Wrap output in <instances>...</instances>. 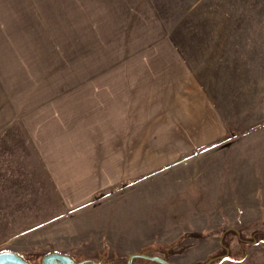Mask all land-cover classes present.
<instances>
[{
	"label": "rangeland",
	"instance_id": "374dc122",
	"mask_svg": "<svg viewBox=\"0 0 264 264\" xmlns=\"http://www.w3.org/2000/svg\"><path fill=\"white\" fill-rule=\"evenodd\" d=\"M178 87L193 95L170 105ZM115 100L118 141L104 133L96 151L105 163L117 150L118 179L104 171L92 203L1 238L0 250L33 263L49 251L264 261V217L222 213L214 188L239 185L230 170L264 167V0H0V108L78 124Z\"/></svg>",
	"mask_w": 264,
	"mask_h": 264
},
{
	"label": "crops",
	"instance_id": "0c3cea01",
	"mask_svg": "<svg viewBox=\"0 0 264 264\" xmlns=\"http://www.w3.org/2000/svg\"><path fill=\"white\" fill-rule=\"evenodd\" d=\"M149 72L146 71V75ZM114 90L116 93L117 88ZM174 92V98L164 97L170 105H180L176 103L193 95L192 90L185 89L184 92L183 87L176 88ZM110 95H113V88ZM5 107L0 108V239L92 203L94 195L103 188L104 171L111 174L114 171L115 179H118L117 168L108 170L117 166V150L113 154V147L108 149L110 152L105 163L104 156L96 151L97 147L103 149L96 143H104V133L111 135L105 139L107 144L118 141L112 137L113 122L118 119L119 104L116 100L105 103L100 111L95 110L94 113L84 110V120L78 124L39 120L31 114H24L22 106L17 104L9 103ZM63 127L67 129L62 130ZM49 134L55 136L50 137ZM59 137H67L68 140ZM230 171V179L235 178L239 185L234 187L235 183L226 179L221 189L215 186L216 205L225 214L228 208H235L240 222L249 223L263 218L264 167ZM262 259L263 256L249 259L246 255L231 258L230 263L225 264H264Z\"/></svg>",
	"mask_w": 264,
	"mask_h": 264
},
{
	"label": "water",
	"instance_id": "95a60500",
	"mask_svg": "<svg viewBox=\"0 0 264 264\" xmlns=\"http://www.w3.org/2000/svg\"><path fill=\"white\" fill-rule=\"evenodd\" d=\"M224 256H227V252ZM222 256H220L221 258ZM138 259L148 260L157 264H173L168 259L161 257L159 255L150 254L147 251L141 252H132L128 255L126 264H139ZM218 259L217 257H211L208 260L197 263V264H211L214 260ZM0 264H116V261L106 260L104 257L99 259H75L70 254L58 251H49L45 253L39 263H33L30 260L24 258L19 253L5 249L0 250Z\"/></svg>",
	"mask_w": 264,
	"mask_h": 264
},
{
	"label": "trees",
	"instance_id": "16d2710c",
	"mask_svg": "<svg viewBox=\"0 0 264 264\" xmlns=\"http://www.w3.org/2000/svg\"><path fill=\"white\" fill-rule=\"evenodd\" d=\"M223 246L225 247V245H223ZM226 251H227V256H228V255H229V250L226 249ZM226 251H225V252H226ZM139 260H141V259H138L137 262H138ZM138 263H139V262H138ZM139 264H140V263H139ZM155 264H157V263H155Z\"/></svg>",
	"mask_w": 264,
	"mask_h": 264
},
{
	"label": "flooded vegetation",
	"instance_id": "af4514ba",
	"mask_svg": "<svg viewBox=\"0 0 264 264\" xmlns=\"http://www.w3.org/2000/svg\"><path fill=\"white\" fill-rule=\"evenodd\" d=\"M222 246H223V245H222ZM223 248H224L225 250L228 249L226 246H225V247L223 246ZM228 250H229V249H228ZM226 252H227V251H226ZM226 252H225V253H226ZM224 255H225V254H224ZM138 262H139V261H138Z\"/></svg>",
	"mask_w": 264,
	"mask_h": 264
}]
</instances>
